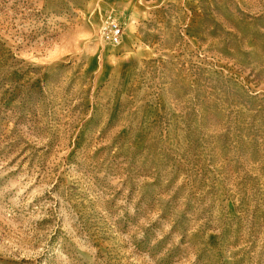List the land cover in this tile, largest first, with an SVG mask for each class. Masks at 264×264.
<instances>
[{"label":"rangeland","instance_id":"rangeland-1","mask_svg":"<svg viewBox=\"0 0 264 264\" xmlns=\"http://www.w3.org/2000/svg\"><path fill=\"white\" fill-rule=\"evenodd\" d=\"M0 264H264V0H0Z\"/></svg>","mask_w":264,"mask_h":264},{"label":"built area","instance_id":"built-area-1","mask_svg":"<svg viewBox=\"0 0 264 264\" xmlns=\"http://www.w3.org/2000/svg\"><path fill=\"white\" fill-rule=\"evenodd\" d=\"M103 35L110 44L114 46L119 45L123 35L119 22L113 18H109L106 24H104Z\"/></svg>","mask_w":264,"mask_h":264}]
</instances>
